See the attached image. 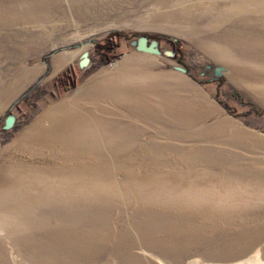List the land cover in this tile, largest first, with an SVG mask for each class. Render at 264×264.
I'll return each mask as SVG.
<instances>
[{
	"label": "rangeland",
	"instance_id": "1",
	"mask_svg": "<svg viewBox=\"0 0 264 264\" xmlns=\"http://www.w3.org/2000/svg\"><path fill=\"white\" fill-rule=\"evenodd\" d=\"M236 3L0 0V15L37 12L0 17V194L22 199L0 208L98 213L113 238L136 245L141 264H264V114L251 110L264 113V49L232 44L234 19L214 26ZM257 19L253 36L264 35ZM138 35L157 37L161 55L131 47ZM171 41L175 57L164 54ZM86 50L91 64L79 71ZM182 65L188 75L173 68ZM216 66L226 72L210 81ZM197 105L207 115L194 122ZM171 110L192 121L173 128L177 137L164 124ZM9 113L17 120L4 131ZM37 195L43 201L28 202ZM146 222L172 228L177 246L151 249ZM9 226L0 264H36L18 248L37 236ZM153 240L167 241L163 232ZM108 248L80 264H119Z\"/></svg>",
	"mask_w": 264,
	"mask_h": 264
},
{
	"label": "bare ground",
	"instance_id": "2",
	"mask_svg": "<svg viewBox=\"0 0 264 264\" xmlns=\"http://www.w3.org/2000/svg\"><path fill=\"white\" fill-rule=\"evenodd\" d=\"M238 3L234 5H229L221 10V14L218 16V19L215 20L214 26L219 27L223 21L226 19H234L240 24V29L235 31L233 38H231V43L236 47H239L244 50L254 51L264 49V35L263 31L256 32L255 35H252L251 28L255 25V22L258 21L256 18L259 16L260 20H264V0H235ZM27 6V5H26ZM36 11H34V7L31 9L27 8L24 13L26 16H34L36 15ZM15 11L13 12H3L0 17L3 18H16ZM21 13L18 20H24L25 15ZM34 14V15H33ZM250 15V16H247ZM247 16V17H246ZM253 16V17H252ZM254 16H256L254 18ZM252 19V22L249 20ZM6 20V19H4ZM254 20V21H253ZM251 22V23H249ZM248 23V25H247ZM250 28L249 30H244L245 27ZM199 111V113L197 112ZM197 110L192 120L197 121L199 119H203L207 113L204 110H201L199 105H197ZM189 111V110H188ZM179 113H183V111L173 112L172 110L169 113V118L167 122H164L165 126L168 127L172 132L170 135L177 137V133L173 130V128L178 129L180 126H188L192 122L189 118L188 114L184 115L183 119L180 118ZM186 113V112H185ZM194 114V113H193ZM160 115H153L154 121H159ZM179 120L185 121L184 123H180ZM160 123V122H158ZM186 128V127H185ZM185 128L181 129L184 130ZM217 132L222 130L221 127H217ZM178 132V131H177ZM208 135V133L203 132ZM184 136V134H183ZM80 139V138H79ZM78 140V139H77ZM259 143V146L264 147V140L256 139ZM52 157V156H51ZM71 194V193H69ZM0 204L4 206V204L8 205L17 202L21 204L22 199L21 196L14 197L13 194L4 195L0 194ZM30 197V198H29ZM28 197V202L33 203L37 202V200H42V198L37 195V199H34L33 196ZM88 197V196H87ZM87 197H85L87 199ZM3 198L7 199L5 202ZM34 199V200H31ZM69 201L70 197H66ZM26 200V198H25ZM49 202H45V204L51 203L52 206L56 205L58 208H63L65 203V199L53 198ZM54 200V201H53ZM89 200V199H88ZM86 200V201H88ZM43 201V200H42ZM73 200V203H75ZM79 201V200H78ZM5 202V203H4ZM65 204H64V203ZM69 203V202H68ZM71 203H69L70 205ZM8 208V207H7ZM6 208V209H7ZM32 208V207H30ZM30 208H26V213L24 209L14 208L9 210H4V208H0V230L8 229L12 231L9 224L12 223L17 226L20 231L26 230L28 227V232H31L33 235L37 237H24L25 243L23 246L22 239L19 243L18 252L23 255V258L33 261L36 264H80L89 259H93L98 256L101 246L107 244L110 249V245L112 248L111 256L115 258L119 264H141L142 259L138 258L133 250L136 248V245L127 238L124 234H115L113 238V234L110 233L109 229H107L108 221L103 217L99 216L98 213L94 214L92 211H51L49 213L40 215L38 211L30 212ZM55 221L60 223L59 227H51L49 225H41V222H50ZM147 223L146 229H144L143 237L145 238V243L151 247V249L165 247L168 250L175 248L177 246L176 239L177 232L172 230L170 227H159L158 223L149 226V222ZM159 230V231H157ZM158 232H163L165 235L166 242H155L153 240V236ZM35 240V241H34ZM38 240V242L36 241ZM44 240V242H42ZM28 241V242H27ZM123 241V242H122ZM2 238L0 237V261L4 262L6 260V254L4 250V245ZM250 243L246 244L249 246ZM235 243H233V246ZM169 253V251H167ZM258 255V252H257ZM141 262V263H140ZM249 262V261H248ZM247 263V261H246Z\"/></svg>",
	"mask_w": 264,
	"mask_h": 264
},
{
	"label": "water",
	"instance_id": "3",
	"mask_svg": "<svg viewBox=\"0 0 264 264\" xmlns=\"http://www.w3.org/2000/svg\"><path fill=\"white\" fill-rule=\"evenodd\" d=\"M174 41H171V44L173 46ZM129 44L131 47H133L136 51L146 53L149 55L159 56L161 55V50L159 48V39L156 37H148L147 35H139L134 37L133 39H130ZM167 56L175 57L176 50L173 46L171 51L164 52ZM90 51L86 50L84 51L78 58V69L79 71H84L87 69L91 64V59L89 57ZM174 70L184 74L188 75V69L186 66H175L173 67ZM206 69H211L210 66H206ZM226 72V69L221 66H216L212 68V73L209 74L210 81H213L214 79H219L224 73ZM243 104V103H242ZM16 116L13 113H9L3 121L2 130L8 131L13 129L16 123Z\"/></svg>",
	"mask_w": 264,
	"mask_h": 264
},
{
	"label": "trees",
	"instance_id": "4",
	"mask_svg": "<svg viewBox=\"0 0 264 264\" xmlns=\"http://www.w3.org/2000/svg\"><path fill=\"white\" fill-rule=\"evenodd\" d=\"M138 36H139V35H138ZM147 36H148V35H147ZM148 37H154V36H148ZM156 38H157V37H156ZM176 46H177V45H176ZM180 59H181V57H180ZM180 63H182V62H180ZM215 81L221 83L220 80H215ZM235 95L238 96L236 93H235ZM243 104H245L244 101H243ZM251 110H252L253 112H255V113L264 114V113H262V112L256 110L254 107H253Z\"/></svg>",
	"mask_w": 264,
	"mask_h": 264
}]
</instances>
